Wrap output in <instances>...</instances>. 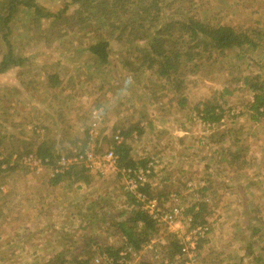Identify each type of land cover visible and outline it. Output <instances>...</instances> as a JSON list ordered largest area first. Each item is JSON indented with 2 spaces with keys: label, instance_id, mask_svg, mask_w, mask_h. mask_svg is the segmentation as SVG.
Here are the masks:
<instances>
[{
  "label": "rangeland",
  "instance_id": "374dc122",
  "mask_svg": "<svg viewBox=\"0 0 264 264\" xmlns=\"http://www.w3.org/2000/svg\"><path fill=\"white\" fill-rule=\"evenodd\" d=\"M71 1L35 0L52 13L66 4L69 9L63 18L61 15L54 21L53 17H38L22 7L11 24L9 38L14 51L26 61L0 74V161L10 158L0 165V264H44L56 258L59 240L73 243L89 237L94 253L102 246L113 255L131 245L122 230L111 223L115 217L105 212L110 211L111 202L117 204L125 198L131 211L138 208L134 194L124 190L118 173L89 175L87 187L74 188L75 181L69 176L53 184L50 165L37 172L19 158L28 152L36 154L42 142L55 155L83 148L92 127L99 131L95 139L99 153L113 147L114 135L122 131L131 146V156L137 161L135 166L145 167L152 158L159 160L154 166L162 164L161 158L178 164L175 175H168L175 178L173 183L162 179L158 186H151L155 177L165 178L170 173L165 164L159 171L152 169L139 191L148 197L177 194V203L185 206L186 215L192 219L197 208L204 205L202 216L195 223L205 221L209 229L206 237L199 240V259L195 264H264V117L254 120L250 110L254 94L243 82L246 76L255 75L264 82V0H166L167 9L159 19L152 11L151 21L143 23L139 17L134 18L136 6L124 0L129 12L115 11L110 20L101 16L97 21L90 19L87 27L72 17L79 3ZM190 15L205 23L245 31L257 47L247 44L241 51L212 50L196 57L193 63L201 65L196 69L200 70L187 72L182 90L177 91L168 78L158 74L156 64L148 66L152 54L146 36L164 25L165 20L186 19ZM110 31L115 35L111 38L114 45L108 65L96 60L89 47L99 37L110 39ZM182 71L186 68L181 70L180 78ZM53 75L55 81L50 80ZM138 96L143 98L138 101ZM206 101L220 105L223 119L219 123L204 120L202 108ZM157 110L169 121L166 120L167 129H203L206 135L199 140H182L179 134L166 133L159 143L162 148L157 149L156 139L151 137L154 133L147 130L151 126L150 112ZM94 111L100 116L96 126L92 124ZM164 151L169 157L163 155ZM138 161L146 163L138 165ZM198 161L205 162L206 168L196 175ZM12 162L19 164L10 168ZM82 168L85 167L77 164L71 173ZM200 178L205 181L203 186L195 181ZM146 185L148 193L141 189ZM52 195L58 197L53 199ZM61 195H80L74 205L89 203L90 215L92 207H101L106 210L99 215L107 217L93 216L88 231H81L87 226H76L79 222L73 221L74 212L71 216L67 212L62 215ZM202 196L208 202H202ZM67 219L75 226H68ZM181 224L188 230L185 218L174 227ZM157 227L158 233L135 248L143 255L134 264H141L142 259L163 264L160 258L154 259L155 248L161 256L177 252L173 253L169 246L171 239L177 241L176 235L164 223ZM253 228L257 229V237L252 248ZM152 240L153 249L142 248ZM70 250L87 256L89 261L94 254L87 249ZM74 253H67L68 259Z\"/></svg>",
  "mask_w": 264,
  "mask_h": 264
},
{
  "label": "trees",
  "instance_id": "16d2710c",
  "mask_svg": "<svg viewBox=\"0 0 264 264\" xmlns=\"http://www.w3.org/2000/svg\"><path fill=\"white\" fill-rule=\"evenodd\" d=\"M165 1L166 0H130L131 4L135 5L137 8V12L134 13V18L139 17L140 21H142L141 23L148 19L151 21L150 13L154 11V15L158 20L163 10L167 9L168 4H165ZM71 3H79V7L75 10L72 17L76 19L77 23L84 24V27L91 25V23H89L90 19L97 21L101 16L104 20H110L115 11H122V13L130 11L129 4L124 6V0H72ZM22 7L32 11L38 17H53L54 21L61 15L63 18V14L69 9V5L66 4L59 12L52 13L45 11L35 0H0V74L10 68L21 66L24 61H26L25 57L18 56V54L16 55L9 38L13 19H15ZM83 12L87 14L83 15ZM119 23L117 26L121 25ZM97 26L99 27L100 24L97 23ZM117 26L115 28H117ZM156 26L157 24L154 27ZM109 35H111L110 39L99 37V39L89 47L96 60L102 64L108 65L114 45L111 42V38L114 37L115 33L110 31ZM141 38L143 37L141 36ZM146 38L150 39L148 40V47L149 52L152 54V59L149 61L148 66L152 68L154 64H156L158 74L168 78L172 88L177 91L182 90L184 76L187 72L192 73L200 70L196 69L201 65L193 63L196 57L201 58L204 53L209 52L210 54L212 50L221 51L222 53L231 49H240L241 51L247 44L257 47V43L250 39L248 33L245 31H240L230 25H212L210 23H205L193 16L186 19L165 20L164 25L157 28L154 33L147 35ZM205 57L206 56L203 58ZM191 63L193 67L189 68ZM181 67L186 68V71H184V73L182 71L183 76L180 78L179 75L183 69ZM55 79V75L50 77V80L55 81ZM243 82L254 94V100L250 104V110L254 120H258L264 117V82L261 81L259 75L246 76ZM202 113L204 120L208 122L219 123L220 120L223 119V112L220 105L212 104L210 101L204 103ZM114 150L118 155L121 166L129 167L137 165V161L131 156V146L127 144L125 140L119 144H114ZM29 153L32 152L26 154ZM36 154L42 159H50V165L55 164L61 157L60 154H53L52 148L47 147L45 142L39 144ZM9 159L10 158L1 160L0 165L9 161ZM145 163L146 161H138V165H145ZM18 164L19 163H16L9 167L15 168L14 166ZM75 166L76 165H73L65 170V172L53 176L52 183H59L65 176H69V178L75 177V181L86 180V176L89 177V175L85 168L78 170L74 169V173H71ZM141 189L148 193L147 185ZM203 207L204 205L197 208L193 217V223L197 222V219L202 216ZM139 223L142 224L139 225ZM119 227L128 242L136 249H139L142 243L150 240L153 235L159 231L156 222L151 219L147 212L139 207L136 209L133 208L128 218L120 223ZM169 246L173 253L180 249L176 239H171ZM65 255L66 253H59L55 259L44 264H67L62 260ZM78 263L87 264L88 261L83 260L78 261ZM141 264L150 263L144 260L141 261Z\"/></svg>",
  "mask_w": 264,
  "mask_h": 264
},
{
  "label": "built area",
  "instance_id": "2783aa9c",
  "mask_svg": "<svg viewBox=\"0 0 264 264\" xmlns=\"http://www.w3.org/2000/svg\"><path fill=\"white\" fill-rule=\"evenodd\" d=\"M98 111H94L93 126L97 125L100 118ZM99 131L93 129L88 130L86 146L80 149H74L71 153L62 154L61 157L50 165L49 159H42L35 153L20 155V160L24 165L31 166L40 172L43 167H51V176L63 173L73 165H83L88 173L96 175H104L106 171L116 172L120 175L124 190L130 192L135 198L136 207L147 212L156 224H166L168 228L176 235L180 249L173 255L158 253V249H154V259H161L163 264H195L199 259V240L205 238L209 226L206 222L193 223V219L186 215V208L178 202L179 196L172 193L168 198L159 196L148 197L139 191V187L147 182V177L151 174L155 165V160L152 158L147 161L145 167H125L119 163L118 155L114 150V146L105 150L104 153L97 152L95 147V139L98 137ZM125 140L122 131H117L114 135V144H119ZM17 158V155H14ZM14 159L13 156L11 160ZM14 162L11 163L13 165ZM165 200L176 202L174 205L163 204ZM189 222V228L186 230L184 225L174 227L175 223H180L181 220ZM142 223H139L141 225ZM155 242L145 243L142 248H154ZM98 251L95 252L88 264H134L138 258L143 255V251L136 250L133 246L128 245L126 250L119 252L116 255L106 252L102 246H98ZM135 259V260H132ZM148 261L142 259L141 261Z\"/></svg>",
  "mask_w": 264,
  "mask_h": 264
},
{
  "label": "crops",
  "instance_id": "0c3cea01",
  "mask_svg": "<svg viewBox=\"0 0 264 264\" xmlns=\"http://www.w3.org/2000/svg\"><path fill=\"white\" fill-rule=\"evenodd\" d=\"M133 95H135V94L133 93ZM135 97L137 98V95ZM140 98H143V97L142 96L141 97L138 96V101H139ZM149 101H150V99H149ZM147 103H148V101H147ZM150 113H152L151 115H149V117H150V125L151 126L147 130L150 131L151 133H154V135L151 136V137L154 140L156 139L155 140L156 141V144L154 146L157 149L162 148L161 146L159 147V143L162 142V139L164 138V136L166 135V133H167V135H175V136L177 134H179V136H182V137H179V138H183L182 140L191 139V138H198V140H199V139H203L204 138L203 135H206V133H205V131L203 129H198L197 131L195 129H188L187 127L183 128V129H177V130L167 129V127H166V120H167V118L160 111H158V110H157V112L151 111ZM143 116H144V114H143ZM193 120H195L197 122L196 118H193ZM199 123H197V124H199ZM143 124L144 123L142 122L141 123V126ZM199 125L201 126V124H199ZM142 130H146V127L143 128ZM197 136H199V137H197ZM181 150H182V153L185 152V150H183V148H181ZM190 150H194V149H190ZM174 152H177V151L174 150ZM162 153H163V155L165 154V155H167V157H169V154L166 153L165 151L162 152ZM167 157H166V159H168ZM161 159H162V164L161 165L158 164L159 163V160L156 159V161H158V163L156 164V166H154L156 168L155 171H157V170L159 171V169L162 168L165 164H168L166 166V171L167 172H170V173H167L165 178H163V177H160L159 178L158 176L155 177V181L152 182V184H151V186H153V187L158 186V184L162 182V179L163 180L166 179V182L167 183L169 182V184L173 183L174 180H175L174 177L171 178L168 175L169 174L170 175L171 174L175 175V171L178 168V164L175 165L174 161H172V162L170 161L171 159H169L168 161H165L164 158H161ZM137 160H139V159H137ZM169 162H171V163L169 164ZM196 163H197V166H196V175H199V174H201V173L204 172V170L206 168V163L205 162H202L201 163L199 161L196 162ZM193 165H194V163H193ZM88 175H93V174H89L88 173ZM86 177H88V176H86ZM88 178H90V176ZM71 179H73V181L76 180L75 177H71ZM68 181L69 182H72L70 180H68ZM195 181H197L198 183L200 182L199 183L200 186H203V182L205 183L204 180H202V182H201V178L198 179V180H195ZM88 183H89L88 180H77L74 183V184H76L74 188H76V187L77 188L87 187L88 186ZM193 183H194V189H195L197 185H196V182L193 181ZM68 186H71V183ZM196 193H197V195H200L198 191H196ZM79 196L80 195H61L60 199L62 200V202H61L62 203V209H64V212H62V215H64V213L67 212L71 216V213L74 212L73 213V216H72L73 221L79 222V224L76 225V226H79L80 224L83 227L87 226L86 228L81 229V231H84L85 232V231H88L89 225H91V223H92L93 216H95V217L100 216L99 215V212L100 211H103V210H106V209H102L101 207L100 208H97L96 207V210H95L94 207H92L90 209V211L93 213V215H90V213H89V206L90 205H88L89 203H84V204L82 203V204H79V205H74L75 204V201L78 199ZM53 197H55V198H53ZM57 197L58 196H55V195L53 196L52 195V198L53 199H56ZM202 198H204V200H202ZM202 198H200V200L202 202H204V203L205 202H208L207 201L208 199H206V197H203L202 196ZM126 200L127 199L125 198V201ZM197 200H199V199H197ZM125 201H124V199H121V201L119 203H117V204L111 202L110 205H109L110 211L109 210L108 211H105V212H107V215H109V216L110 215H113L115 217V220H111L110 219V221H111V223L117 229H120V230H121V228L119 227V224L122 223V222H124L128 218V216L130 215V211H131V208L128 207V204H130L129 203V200H127L126 202ZM85 205H87V206H85ZM85 208L88 209L87 213L85 211L86 210ZM96 211H97L98 215L95 214ZM117 213H119V216H117ZM100 217H105L106 218L107 216H100ZM66 222H68V224H69L68 226H71V225L75 226V223H71L70 219H67ZM103 224H106V220L105 219L103 220ZM253 230L254 231H252V241H250V244H251L252 248L255 246V243L254 242L256 241V237H257L256 234H255L256 231H257V229L256 228H253ZM55 240H56V238H55ZM50 241H52V240H50ZM59 241L61 243L60 249L57 250V251H59V253H66V254L67 253H70V254H73L74 252H77V251L70 250L73 247L76 250L83 251L84 249H87V251L89 253L90 252H92V254L94 253L93 243H92V241H91V239L89 237H87L86 239H78L76 241H73V243H72V241H70V242L69 241H62V240H59ZM70 244H71V246H70ZM59 253H57V255ZM74 254L75 255L72 256V259L71 258L68 259L69 257L67 255H65L62 258V260H64L66 263H69V264H74V263H77L78 264V261H83V260H86V261L89 262V258L87 256H84L83 257V255H77V253H74ZM47 259H49V258H47ZM50 260L51 259L45 261L44 263H47Z\"/></svg>",
  "mask_w": 264,
  "mask_h": 264
}]
</instances>
